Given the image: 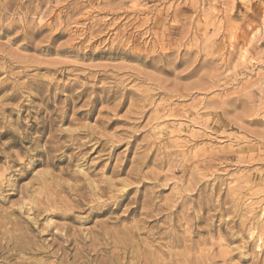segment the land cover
<instances>
[{
	"label": "rangeland",
	"instance_id": "374dc122",
	"mask_svg": "<svg viewBox=\"0 0 264 264\" xmlns=\"http://www.w3.org/2000/svg\"><path fill=\"white\" fill-rule=\"evenodd\" d=\"M0 264H264V0H0Z\"/></svg>",
	"mask_w": 264,
	"mask_h": 264
}]
</instances>
